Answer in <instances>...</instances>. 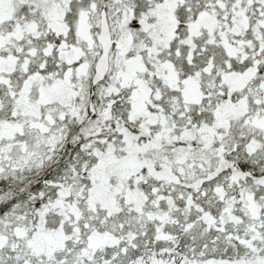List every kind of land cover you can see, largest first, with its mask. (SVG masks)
<instances>
[{
    "label": "snow or ice",
    "instance_id": "obj_1",
    "mask_svg": "<svg viewBox=\"0 0 264 264\" xmlns=\"http://www.w3.org/2000/svg\"><path fill=\"white\" fill-rule=\"evenodd\" d=\"M0 264H264V0H0Z\"/></svg>",
    "mask_w": 264,
    "mask_h": 264
}]
</instances>
